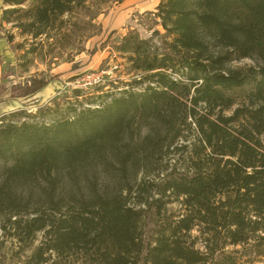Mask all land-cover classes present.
I'll list each match as a JSON object with an SVG mask.
<instances>
[{
    "label": "trees",
    "instance_id": "obj_1",
    "mask_svg": "<svg viewBox=\"0 0 264 264\" xmlns=\"http://www.w3.org/2000/svg\"><path fill=\"white\" fill-rule=\"evenodd\" d=\"M121 1L36 0L18 27L62 43L85 24L92 36L99 31L93 20ZM154 16L164 33L141 38L131 30L114 48L141 74L139 83H151L143 91L122 90L102 107L50 124H0V157L12 160L0 183V226L28 245L43 232L45 246L30 258L35 264H44L50 251L74 252L75 264H264V0H160ZM244 58L256 64L233 65ZM49 81L29 77L13 87L14 98H30ZM245 86L243 101L225 114L235 103L227 92ZM132 124L145 130L137 134L140 144L132 143V132L122 138ZM184 131L194 133L198 146L181 159L182 172H167L160 197L151 199L161 205L169 191L181 197L182 212L148 235L141 231L143 209L128 203L133 195L135 203L150 204L151 196L139 198L144 178L126 192L77 180L108 152L123 172L127 163L133 168L148 159L154 142L157 155L169 156ZM161 135L168 143L157 149ZM37 174L42 182L35 194L46 204L33 209L27 207L32 189L24 185Z\"/></svg>",
    "mask_w": 264,
    "mask_h": 264
},
{
    "label": "rangeland",
    "instance_id": "obj_2",
    "mask_svg": "<svg viewBox=\"0 0 264 264\" xmlns=\"http://www.w3.org/2000/svg\"><path fill=\"white\" fill-rule=\"evenodd\" d=\"M35 1L26 0L22 4L12 5L5 0H0V124H18L23 121L50 124L64 117H71L72 114L85 108L102 107L104 102H108L122 90L140 92L149 85L150 82L137 81L141 74L131 71L127 59L118 54L114 48L120 38L131 30L137 32L141 38L150 37L154 30L164 33L160 19L154 16L160 0H122L93 20L95 30H99L95 31L94 35L88 36L90 31L84 24L85 29L82 33L62 43L53 38L46 39L44 36L32 38L19 29L18 24L26 20L23 11L29 9ZM160 41L159 37L154 36L156 44ZM74 63L75 68H73ZM255 64V61L248 58L233 62L234 66ZM33 76H43L50 81L30 98H14L19 94V90L13 87L22 86L29 77ZM88 76L91 80L98 76L99 80L91 86L84 87L82 84L87 83ZM78 82L81 87L77 88ZM248 88L245 86L242 90L227 92L234 98L235 103L224 110L225 114H231L232 110L243 101L244 92ZM130 132L133 134V139H136L132 140V143L140 144L141 137L137 134L140 132L142 135L145 130L141 128L138 131L137 125L132 124V127L123 132L122 138H128ZM159 140L157 149L160 145L164 147L168 143L167 138L162 139V135ZM121 144L117 145V149ZM155 144L156 142L153 143ZM153 145L150 149L153 153L147 157L148 159L141 160L133 168L129 165L130 163H127L126 167H123L124 172L121 170L118 159L107 149L108 153L103 159H98L84 167V170L88 172L86 176L80 175L77 178L80 185L96 184L98 188L117 192H126L125 188L128 185L135 187L144 178V186L139 198L144 200L151 196L150 204L135 203L136 197H132L133 195L128 198L130 205L143 209L141 219L143 236L148 235L150 232L148 230H152L159 224L167 225V217L182 212L181 197L172 194L167 196L169 191H166L162 197L161 205L151 199L160 197L158 192L167 185V172L171 168L179 172L184 170L187 163L183 165L181 159L192 153L198 143L193 132L184 131L182 137L176 139L170 146V150L175 147H178V150L172 151L169 156L167 151L157 155ZM140 150L142 152L145 148L140 147ZM144 154L145 152H142V158ZM11 162V159L4 161L0 157V183L5 179V168ZM164 175L166 176L163 178ZM41 182V177L37 174L24 185L28 190L32 189L33 195L29 201L30 205H27V200L20 201V204L33 209L45 206L46 203L42 198L36 195ZM18 203L16 201V204ZM49 206L52 204L50 203ZM13 210H18V207H14ZM43 210L52 216L51 209L46 207ZM4 214L2 220L6 222ZM8 228L7 225V230ZM45 240L43 232L40 231L28 245L27 242H21L3 231L0 226V264H35L36 261L30 259L32 251L39 245L45 246ZM44 255L47 257L44 264H72V262L75 264L80 260L79 256L72 251L61 255L50 251Z\"/></svg>",
    "mask_w": 264,
    "mask_h": 264
},
{
    "label": "built area",
    "instance_id": "obj_3",
    "mask_svg": "<svg viewBox=\"0 0 264 264\" xmlns=\"http://www.w3.org/2000/svg\"><path fill=\"white\" fill-rule=\"evenodd\" d=\"M88 78H89V80L86 81L87 83H83V84H82L84 87L91 86L93 83H95L96 81L99 80V77H98V76L96 77V79H93V78H92V80L90 79V78H91L90 76H88ZM76 87H77V88H78V87H81V84L78 82V84H77Z\"/></svg>",
    "mask_w": 264,
    "mask_h": 264
},
{
    "label": "bare ground",
    "instance_id": "obj_4",
    "mask_svg": "<svg viewBox=\"0 0 264 264\" xmlns=\"http://www.w3.org/2000/svg\"><path fill=\"white\" fill-rule=\"evenodd\" d=\"M47 91V90H46Z\"/></svg>",
    "mask_w": 264,
    "mask_h": 264
}]
</instances>
